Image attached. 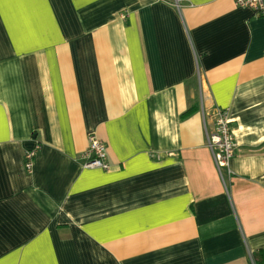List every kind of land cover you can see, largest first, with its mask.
<instances>
[{"label": "crops", "instance_id": "0c3cea01", "mask_svg": "<svg viewBox=\"0 0 264 264\" xmlns=\"http://www.w3.org/2000/svg\"><path fill=\"white\" fill-rule=\"evenodd\" d=\"M215 108L237 144L225 184L205 132ZM90 134L107 170L82 166ZM258 251L264 16L232 0H0V264H258Z\"/></svg>", "mask_w": 264, "mask_h": 264}, {"label": "built area", "instance_id": "2783aa9c", "mask_svg": "<svg viewBox=\"0 0 264 264\" xmlns=\"http://www.w3.org/2000/svg\"><path fill=\"white\" fill-rule=\"evenodd\" d=\"M234 6L247 8L256 16H264V0H232ZM213 127L208 130L205 126L207 146L210 149L214 164L218 171L221 181L225 184L226 180L232 176L230 161L236 152V142L233 136L231 121L226 109L215 108L213 112ZM35 150L24 152V165L27 172H31ZM84 168H99L107 170L106 146L95 135L88 136V145L82 154Z\"/></svg>", "mask_w": 264, "mask_h": 264}, {"label": "trees", "instance_id": "16d2710c", "mask_svg": "<svg viewBox=\"0 0 264 264\" xmlns=\"http://www.w3.org/2000/svg\"><path fill=\"white\" fill-rule=\"evenodd\" d=\"M198 108L196 103L189 106V108L181 115L182 117L188 116L193 113ZM253 257L256 263L261 264L264 263V254L261 251L253 253Z\"/></svg>", "mask_w": 264, "mask_h": 264}]
</instances>
